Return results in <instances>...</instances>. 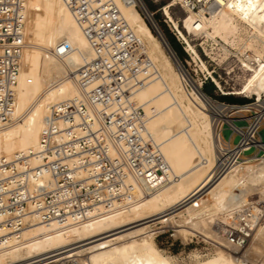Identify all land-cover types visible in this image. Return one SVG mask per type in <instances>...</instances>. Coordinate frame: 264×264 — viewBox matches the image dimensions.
Segmentation results:
<instances>
[{
    "label": "bare ground",
    "instance_id": "bare-ground-1",
    "mask_svg": "<svg viewBox=\"0 0 264 264\" xmlns=\"http://www.w3.org/2000/svg\"><path fill=\"white\" fill-rule=\"evenodd\" d=\"M115 2L141 43L143 57L158 71L156 77L138 88L132 102L148 116L145 137L151 136L161 146L177 180L145 196L132 209L102 219L66 228L32 221L18 239L14 237L7 246H0V264H41L69 252L72 253L68 258L84 256L83 264H172L170 257L153 242L163 229H156L157 226L172 224L176 229H186L189 234H200L226 245L215 226L227 223L228 212L253 192L264 198V161L215 174V126L220 120L226 121L223 112L231 108L213 103L200 90L194 92L189 88L180 63L142 0H134L133 5ZM185 10L204 27L212 41L221 39L232 47L256 48L253 56L239 59L248 78L236 95L256 97L262 103L264 0H214L198 11ZM141 13L154 26L158 37ZM25 14V46L15 87V112L10 124L0 129V159H12L17 154L28 156L37 150L50 107L77 96L76 74L92 55L88 40L61 0H26ZM164 15L187 49L193 51L171 20L167 7ZM62 41L68 42L73 51L57 59L53 51ZM32 165L38 166V161L32 159ZM194 195L200 202L197 209L188 201ZM185 201L184 208L176 209ZM256 232L264 240V228ZM81 243L86 244L77 246ZM84 246L88 247L78 249ZM194 264L239 261L218 255Z\"/></svg>",
    "mask_w": 264,
    "mask_h": 264
},
{
    "label": "built area",
    "instance_id": "built-area-1",
    "mask_svg": "<svg viewBox=\"0 0 264 264\" xmlns=\"http://www.w3.org/2000/svg\"><path fill=\"white\" fill-rule=\"evenodd\" d=\"M61 1L88 40L92 55L76 74L77 96L50 107L37 150L0 159V246L18 239L32 221L66 228L102 219L132 209L145 196L177 180L161 146L145 137L148 116L132 102L138 88L158 71L143 57V47L117 3ZM121 1L134 4V0ZM174 1L180 9L198 11L214 0ZM25 11L26 0H0V129L14 117ZM72 51L62 41L53 55L63 59ZM248 99L253 101L225 105L231 108L229 116L220 128L215 126L217 176L264 161L260 135L264 101ZM235 121L247 125L238 127ZM222 125L231 131L228 140L223 139ZM32 159L38 166L32 165ZM188 201L199 208L195 195ZM186 202L176 208L182 209ZM215 228L228 248L240 252L255 231L264 228V198L250 196L228 212L227 223ZM174 233L173 228H164L155 238L174 237ZM63 264L81 263L66 259ZM239 264L250 263L240 258Z\"/></svg>",
    "mask_w": 264,
    "mask_h": 264
},
{
    "label": "rangeland",
    "instance_id": "rangeland-1",
    "mask_svg": "<svg viewBox=\"0 0 264 264\" xmlns=\"http://www.w3.org/2000/svg\"><path fill=\"white\" fill-rule=\"evenodd\" d=\"M142 2L148 13H152L151 17L155 22L158 32L169 45L174 56L180 63V66H184V75L191 90L194 92H199L200 90L213 103L221 104L223 106L243 105L253 101L248 99L249 96L246 94L236 95V93L242 91V87L248 78V74L242 68L239 59L253 56L256 48L245 49L242 48V46L240 48L232 47L230 44L222 42L221 39H216L217 42L212 41L206 35L204 27L192 18L185 9H180L177 5L171 6L173 2L171 0H142ZM166 7L171 20L177 24L179 32L191 46L197 57L194 56L193 51L187 49L183 40L174 30L172 23L164 15V8ZM141 16L151 29L152 33L158 37V33L154 26L148 22L142 13ZM176 36L179 37V40ZM244 42H246L245 38ZM184 46L189 52L191 58L184 51ZM216 83L219 87H217ZM224 95L231 98L230 104L229 101L222 98ZM228 111H230V109H226L223 112V118H228ZM222 122L223 121L221 120L217 122L216 125L218 128H220ZM223 127L224 126L222 125V128ZM260 135L264 140V130H262ZM240 194V192H237V195L240 196ZM252 194L262 197L259 192H253ZM166 226L168 225L157 226L156 229L173 228L175 231L174 237H170L168 234H162L157 238L154 236L153 242L160 252L166 253L170 257L172 264H194L196 261H201L208 257L218 255L233 257L239 262L240 258H245L250 264H264V240L261 239L260 235L257 236V230L244 249L238 252L228 248L227 245H220V243L213 238H205L200 234H189L186 229H176L172 224L171 226ZM193 235L197 236L193 237ZM84 244L81 243L77 246ZM86 247L88 246L80 247L78 249ZM71 253L72 252L61 254L59 257L57 256L48 259L46 260L47 262L44 261L41 264H63L66 259H71L83 264L84 256L68 258ZM60 258H63V260L60 262H54Z\"/></svg>",
    "mask_w": 264,
    "mask_h": 264
},
{
    "label": "crops",
    "instance_id": "crops-1",
    "mask_svg": "<svg viewBox=\"0 0 264 264\" xmlns=\"http://www.w3.org/2000/svg\"><path fill=\"white\" fill-rule=\"evenodd\" d=\"M234 124L238 127H245L247 125V122H241V121H235ZM264 130V128L262 129ZM261 130V132H262ZM230 135H231V131L230 129L225 125L223 128H222V136H223V139L225 140H228L230 138ZM234 143L236 141H233Z\"/></svg>",
    "mask_w": 264,
    "mask_h": 264
},
{
    "label": "trees",
    "instance_id": "trees-1",
    "mask_svg": "<svg viewBox=\"0 0 264 264\" xmlns=\"http://www.w3.org/2000/svg\"><path fill=\"white\" fill-rule=\"evenodd\" d=\"M146 24H147V23H146ZM147 26H148V25H147ZM148 27H149V26H148ZM204 87H205V86H204ZM203 89H204V88H203ZM222 98H223V99H226L227 101H229V104H230V101H231L230 99H231V98H230L229 96L224 95V96H222ZM231 104H234V103H231Z\"/></svg>",
    "mask_w": 264,
    "mask_h": 264
}]
</instances>
